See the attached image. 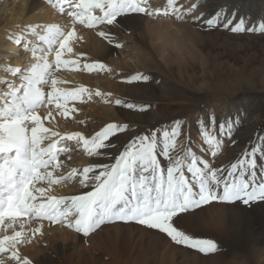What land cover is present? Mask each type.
Wrapping results in <instances>:
<instances>
[{"label":"bare ground","instance_id":"obj_1","mask_svg":"<svg viewBox=\"0 0 264 264\" xmlns=\"http://www.w3.org/2000/svg\"><path fill=\"white\" fill-rule=\"evenodd\" d=\"M79 2L80 0H0V87L7 83L5 89L0 91V109L6 106V99L11 104L13 98L8 93L14 86L19 88L25 83L24 77L32 75L30 70L34 66H43L44 63L50 65L44 74L46 83L36 85L44 98L37 105L34 114L41 118L40 126L47 129L45 133L38 134L41 137L39 147L48 149L55 145L52 147V155L44 157L53 163L47 168L39 169L42 175H51L35 181L29 190L36 197L33 203L48 204L51 198H55L62 201L58 205V211L68 214L67 220L60 216L56 223L61 224L57 226H52L53 221L47 218L44 221H34L32 218L35 214L29 218L19 216L14 222L5 217L0 222V239L12 236L15 232L22 233L16 250L21 260L27 259L30 264H73L72 253H76V263L86 264L82 260V252L85 250L83 245L92 237H84L74 227H68V222L74 224L78 218L71 198L92 190L91 184L86 186L81 183L84 168H92L98 172L96 165L112 162L124 150L127 142L141 129L148 128L146 123L152 124L149 126L151 128L163 124L168 133L167 138L175 142L174 132L178 125L175 122L185 117V130L182 129V132L202 135L205 142L206 137L211 136L216 142L224 144V147L221 144L224 150L221 154L225 153L226 160L220 168H230L232 163L245 158L254 148L247 140L252 137L259 142L255 156L256 180H264V59L260 60L257 55L259 48L264 51V33L259 31L260 24L264 23V0H137L141 7L152 13L149 19L155 17L158 22L165 23V26L156 25L157 35L164 33V28L169 27L174 38L173 47L182 44L185 48V53L179 56L167 53L164 58L150 55L145 60L130 56L133 52L130 51L133 39L127 36L120 39L117 36L120 33L118 28L123 25L133 31L147 30L143 23V13H124L114 22L120 24L118 27L107 23L108 25L89 33L84 31L87 23H80L70 15L74 11H83L75 7ZM67 4L68 7H65ZM59 6L64 9L62 13ZM125 14L130 15L124 16ZM217 14L220 23L214 28H208L203 21L216 18ZM145 15L148 13H144ZM102 16L103 12L100 17ZM241 18L244 19L245 31L233 33L231 27ZM229 19L233 23L225 28L223 25ZM248 28L256 31L249 32ZM49 29L57 34L51 44L48 42L51 35ZM68 33H72V37L61 50L59 45L67 38ZM100 33L105 35L101 36ZM114 45L118 51L121 46L126 57L130 56L127 60L129 64L111 58L116 50ZM248 49L254 53L244 60L238 53L240 50L247 52ZM57 51L61 53L62 63L59 65L56 63ZM225 56L240 60L242 66L225 68L221 61L224 57L223 62H228ZM197 62L205 71L203 74L206 73L210 80L215 81L213 85L203 81L197 93L187 88L185 91L181 87L179 89L173 80L166 78L159 87L152 86L149 80L139 79L130 80L127 87L121 88L123 85L110 80L105 83L102 76L85 75L87 71L100 74L108 72L107 77H111L113 73L110 66L113 64L116 69L125 70L132 79L136 76H147L149 79L153 75L147 74L145 70L154 68L162 73L161 63L166 66L175 65L178 70L184 67L186 74L188 67ZM90 64H103V67L86 66ZM52 80L56 81V95L50 98L48 94L53 91ZM93 97L105 102L102 103L104 105H96V102L91 101ZM117 100L121 101L119 105L116 104ZM183 104L185 113L180 112ZM162 105L172 110L164 117L159 118L156 113L147 112ZM97 117L103 118L98 127L94 125ZM221 123H225L224 132L219 129ZM109 124H117L126 130L113 134L116 137L109 139V144L105 143L108 147L95 150L101 155H90L82 139L91 141ZM28 125L30 135L33 125L30 121ZM94 129L99 130L88 136ZM259 131L261 133L257 134ZM216 145L209 148L211 153H216ZM88 147L94 148L91 144ZM197 150L196 155H201L202 150ZM160 151L157 149L158 155L161 154ZM161 166L165 170L168 167L164 164ZM91 175L90 172L89 176ZM36 189H43L44 194L41 195ZM247 208L239 210L213 204L206 209V214L200 211L179 214L178 218H174L172 223L177 229L219 236L226 240L222 247L216 248L218 251L214 255L206 257L171 247L162 232L147 226L136 228L130 224L125 227L114 225L110 227L112 233L107 227H103L95 232L94 238L100 245H112L110 262L105 264H264V202ZM28 222L35 225L32 234L38 233L36 238L26 236L25 224ZM27 242L31 245L25 247ZM45 242H54L55 245L46 250L40 245ZM68 252L71 255L67 256ZM10 254L2 253L0 257L6 258ZM10 264L16 262L11 261Z\"/></svg>","mask_w":264,"mask_h":264},{"label":"snow or ice","instance_id":"obj_2","mask_svg":"<svg viewBox=\"0 0 264 264\" xmlns=\"http://www.w3.org/2000/svg\"><path fill=\"white\" fill-rule=\"evenodd\" d=\"M82 9V12L74 11L70 15L79 20L80 23H87L92 27L95 23L106 21L109 25L117 21V18L124 13H152L145 7H141L137 0H80L75 5ZM100 9L102 17L92 14V10ZM208 28H214L220 23L219 14L216 18L203 21ZM229 19L223 26L232 25ZM233 33L244 32V19L231 27ZM247 31H256L248 28ZM259 31L264 33V23L259 26ZM51 33L48 42L51 44L57 34ZM104 36V33H100ZM72 33H68L66 39L60 43L63 50ZM41 39H45L41 37ZM56 63L61 61V53L56 52ZM50 67L44 63L43 66L36 65L30 71L32 75L25 76V83L19 88L13 87L8 93L13 99L11 104L7 103L0 109V222L5 217L15 221L21 214H35L45 216L48 220L56 222L60 216L67 220V213L58 211L61 200L51 198L48 204L33 203L36 197L29 190L30 185L35 181L50 176L51 173L42 175L40 168H47L50 163L44 157L52 155V147L41 149L40 133L47 129L40 126L41 118L34 114L37 105L41 104L44 98L37 83H46L44 74ZM89 68L103 67V64L87 65ZM19 71V70H18ZM134 80H148L147 76L133 77ZM56 81L52 80L53 91L49 97L56 95ZM22 92V95H21ZM120 100L116 101L119 105ZM62 107V105H58ZM127 107H135L127 105ZM33 125L30 128L28 122ZM221 132L225 131V123L219 126ZM122 130L117 124H109L103 131L96 134L95 138L89 141L82 139L85 149L90 155H101L95 151L109 145L105 144L113 134ZM231 132V129H228ZM164 136L167 138L168 133ZM208 145H215L214 137H206ZM89 144L94 148H89ZM157 139L155 134L143 135L129 141L127 147L116 157L111 165H96L98 172L92 168H84V179L81 181L86 186L91 184L92 190L83 195L73 196L72 205L75 208L78 218L74 224L68 222V227L75 228L85 236L95 228H98L105 221L138 222L151 229L159 230L167 234L177 244L197 249L201 253H212L216 251L215 242L207 239H191L183 232L173 226L172 221L178 218L179 214L189 210H195L212 202L225 204H236L239 202L244 207L255 203L264 202V180H256V152L254 147L246 154L245 158L230 165V168H211L207 162H201L194 158L187 165V172L190 178L185 175L183 162L179 158H173L169 154V145L165 143L162 154L168 159L169 164L166 170L159 162L157 152ZM215 155V153H213ZM139 170V171H137ZM92 173L89 176V173ZM41 195L43 189H36ZM11 227V224L8 225ZM23 227V225H21ZM21 232H15L12 236H4L0 239V254L8 253L9 256L0 257V264H30L27 259L21 260L16 246L20 243Z\"/></svg>","mask_w":264,"mask_h":264},{"label":"rangeland","instance_id":"obj_3","mask_svg":"<svg viewBox=\"0 0 264 264\" xmlns=\"http://www.w3.org/2000/svg\"><path fill=\"white\" fill-rule=\"evenodd\" d=\"M101 2H102V0H101ZM70 5L71 4H69V6ZM65 7H68V4ZM63 11H64V9L61 8V12L60 13H62ZM92 12H93L94 15H96L98 17L101 16L100 9H94V10H92ZM127 15L129 16L130 14H125L124 16H127ZM141 16H142V14H141ZM145 16H144V13H143V18L145 19V21H143V23L146 24L147 30H145V29L144 30L137 29V31H133L131 28H128V27H126L124 25L122 27L118 28V29H120L119 30L120 33L117 34V36L120 37V39L122 37H126V36L128 38H130L131 40L133 39L132 44H130V46L132 45L131 48H130V51H133L132 52L133 54L131 53V55H130L131 57L132 56H138L140 59L145 60L147 57L150 58V55L157 56L158 58H164L167 53H171L170 55H173V56H179V55L185 53L184 45L179 44L178 46L173 47L172 44H174V38L171 36V30H170L169 27L164 28V33H160L159 36L157 35L156 30H155L156 29L155 28L156 25L157 24H161L162 26H165L164 25L165 23L158 22L157 21L158 18H155V17H154V19H149V18H151V15H145ZM164 19H166V18H164ZM106 24H107L106 21H104V22H99L98 21L92 27H89L87 25L85 27L84 31H89V33H91L94 30L100 29L101 27H103ZM119 25H120L119 23H113L110 26H113V27L116 28ZM237 43H239V41ZM114 47L116 48V50H115V53L111 55V58L114 59L115 61L120 59L122 62L125 61V62H123L124 64H126V63L129 64V61H127V60L130 59V56L126 57L127 55H126V52L122 50L123 48H121V46H119L118 47L119 51H118L117 47L115 45H114ZM133 48H134V50H133ZM169 49H170V51H168ZM240 51L241 52H239L238 55H240V57L242 59H244V60H247L248 55H251V54L254 53L250 49H248L247 52L246 51L243 52L242 50H240ZM257 55H258L260 60L264 59V51L262 49L259 48V51H258ZM225 58L227 59L228 62H226V63L223 62L224 61V57L221 60L222 63L224 64L225 68H227V66H231V67H235V68L236 67L238 68V67L242 66V62H239L240 60L237 61L234 58H230L228 56H225ZM148 62L150 63L151 61L149 60ZM103 63H105V62H103ZM107 63H109V62H106V64ZM198 63L199 62H197L192 67L191 66L188 67V70H187L186 74H185V68L184 67L178 70L175 65H167L166 66V64H164V63H161V69H163V70H161L162 73L159 71V69H154V68L153 69H149V70H145V71H146L147 74L153 75V76H150V78L148 80H149V83L152 86H154V87L162 86L161 82H162V80H165L164 78H166L167 80H173V82L176 85H178L179 89H180V87L183 90L185 88H187L190 91H193V92L197 93V92H199V86L203 84V81H206L207 83H209L211 85H213V82H215L214 80H210L211 78H208L209 76L206 73H205L206 75L203 74L205 71L200 67V65ZM217 63L220 64L219 62H217ZM112 66L115 68V65L111 64L110 71L113 73L111 77L110 76L107 77V75H108L107 73L108 72L100 74V73H92V72H88V71L86 72L84 70L83 73L86 72L85 75L102 76L103 77L102 79L104 80L105 83H106V80H110L111 82H115L117 84L123 85L121 88L127 87L129 85V83H131L130 80H134V79H132V77H130L125 72V70L123 71V69H121V70H118L116 68L114 69V68H112ZM126 66H128V65H126ZM131 66H133V65H131ZM253 67H255V65ZM132 68H134V67H132ZM218 68H219V65H218ZM116 74H117V76H116ZM114 78L118 79L119 81H114V80H116ZM192 80H196V81L193 82ZM177 82H178V84H177ZM6 84L7 83L1 85L0 91L5 89L4 87L6 86ZM257 88H260V87L257 86ZM183 94L185 95V92H183ZM114 95H116L118 97H121V96H119L117 94H114ZM91 101L92 102H96L97 103L96 105L105 103V102H100V100L98 98H94L93 100L91 99ZM102 105H104V104H102ZM108 105H109V107H111L110 104H108ZM182 108L183 109H181L180 112L185 113V104H183ZM171 111H172L171 108H167V107H165L163 105L162 106H155L152 109L147 110L148 113H156L158 115V117L160 116L159 118L164 117L165 115H167ZM95 119H96V123L94 125H96V127H98L97 125H99L100 123L103 122V118L102 117H97ZM255 119H257V117ZM179 120H180V122H179ZM175 123H178V125L176 127V131L174 132L175 142L169 141V139L164 136L165 129H164V125L163 124H161V125L159 124L157 126H154L155 128H151L149 126H151L152 124L149 125L150 123L149 124L146 123L145 126H148V128L144 127L133 138L138 137V136H143V135L155 134L156 139H157V145H158L157 149L161 150L160 151L161 154L158 155L159 156V162L162 161L160 164H164L165 166H168V164H169L168 159L165 158L163 156V154H162V149H163L165 143H167L169 145V154L173 158H179L183 162V165H184V169L183 170L185 172V175L188 176L189 178H190V174L187 172V165L190 164L192 159H194V158L198 161V166H201V164H202L201 162L202 161L203 162H207L208 165L211 168H213V169H215V167L216 168H220L224 164V162L226 160V157H225L226 155H225V153H224V155L221 154L222 151H224V150H222L223 149L222 147H224L223 143H221L220 141H217L216 148L217 147L218 148H217L216 153L214 152L215 155H213V153H211V151L209 149L211 147V145H208L207 142H205L204 136L196 134V133H193V132L191 134L182 132V129L185 130V117L181 118V119H178ZM177 128H178V130H177ZM98 130L99 129H94V130L90 131L88 136L96 133ZM260 133H261L260 131L257 132V134H260ZM114 137H116V135H112L111 136V138H114ZM247 140H248V142H251L250 145H251L252 148L253 147L257 148L259 146L258 140H255L254 138L252 139V137L251 138L248 137ZM108 142H109L108 140L105 141V143L109 144ZM128 143L129 142H127L125 144L124 149L127 147ZM218 143H220V144H218ZM200 147H202V148H200ZM219 147L221 148V150H220ZM197 148L202 150V154L201 155L200 154L196 155V153L198 152ZM203 154L206 155V156H202ZM114 160L112 162L106 163V165L113 164L115 162ZM217 161H218V163H217ZM137 171H139V170H137ZM213 204L214 205H218V206H223V207H231L233 209H239V210H241L242 208H244V209L247 208V207L242 206L239 202H237L236 204H225V203H219V202H212L210 204L201 206L200 208H197L195 210H189L186 213H193V212H200L201 211L202 213L206 214L207 213L206 209L209 208V206H211ZM181 214H185V213H181ZM60 224H61V222L60 223L59 222H57V223L55 222V223H53L52 226H57V225H60ZM129 224L131 226L136 227V228L137 227L138 228H143V227L146 226V225H141L138 222H132V221H129V222L116 221V220L105 221V223L101 224L98 228L93 229L92 230L93 233L90 232L91 236H90V233L88 235H86V236L84 235V237H92V239H90L89 242H84L85 246L83 245V247H84L85 250L82 252V255H83L82 256L83 257L82 260H84L86 262V264H96V263L97 264H105V263H109L110 262V253H111L112 245H110V243H105V244L100 245L97 242H95V240H96L94 238L95 237L94 236L95 232H97L99 229H102L103 227H107L106 229L109 230V232H110L111 231L110 227H112L114 225H120V226L125 227V226H128ZM25 226L27 227L26 236H28V237L29 236L30 237L33 236L32 238H36L38 236V233L32 234V230L35 229V225L32 222L26 223ZM177 230L178 231L180 230L181 232H183L185 235H187L191 239H207V240H211V241L215 242V244L217 245V248L222 247L224 245V242L226 241L224 238L219 237V236H211L210 234H201V233L196 232V231L188 232L187 230H182V229H179V228ZM110 233H112V232H110ZM190 233H192V234H190ZM162 234H163V236H165L167 238V240L169 241L170 246L176 248L177 250L185 249L186 251H189V252L192 251L193 253H199L203 257L209 256V255H214L218 251L216 249V251L212 252V253H201L197 249H193V248H191L189 246H186V245L177 244L170 237H168L167 234H165V233H162ZM71 238H72V236H71ZM29 245H31V243L27 242L25 247H28ZM40 245L42 246V248H45L46 250H49L50 246L51 245H55V243L54 242H51V243L45 242V243H42ZM231 252H232V250H231ZM72 254H73L72 257H73V260H74L73 264H78V263H76L77 262L76 253H72ZM66 255L68 256V255H71V254H70V252H68ZM81 264H83V263H81Z\"/></svg>","mask_w":264,"mask_h":264}]
</instances>
